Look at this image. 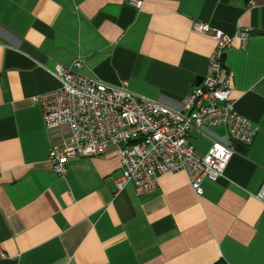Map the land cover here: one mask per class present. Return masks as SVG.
<instances>
[{"label": "crops", "instance_id": "obj_1", "mask_svg": "<svg viewBox=\"0 0 264 264\" xmlns=\"http://www.w3.org/2000/svg\"><path fill=\"white\" fill-rule=\"evenodd\" d=\"M0 0V249L4 264H264V204L251 195L264 179V0ZM208 25L226 35L248 28L223 56L234 110L256 129L233 144L223 177L196 197L183 172L137 196L117 147L66 163L58 176L33 98L58 86L55 65L178 108L209 74ZM222 140L225 131H211ZM187 140L204 154L210 141Z\"/></svg>", "mask_w": 264, "mask_h": 264}, {"label": "built area", "instance_id": "obj_2", "mask_svg": "<svg viewBox=\"0 0 264 264\" xmlns=\"http://www.w3.org/2000/svg\"><path fill=\"white\" fill-rule=\"evenodd\" d=\"M135 9L140 0H127ZM192 30L210 34L214 47L207 59L209 74L182 99L178 108L131 93L127 83L109 85L79 72L82 63L74 59L68 66L55 65L50 72L58 86L32 100L41 111V122L47 133L56 132L49 140L47 161L51 171L62 176L69 160L93 157L109 147H117L122 176L115 182L119 191L127 182L135 195L151 192L159 177L183 172L196 197L202 195V181L223 177L232 155L233 144L248 146L256 129L234 110L229 98L230 81L223 75V56L232 40L244 50L248 28H237L226 35L208 25L193 23ZM223 129L225 138L212 137L211 131ZM195 130L210 141L200 155L187 140ZM264 204V179L255 193ZM6 256L0 249V264Z\"/></svg>", "mask_w": 264, "mask_h": 264}, {"label": "water", "instance_id": "obj_3", "mask_svg": "<svg viewBox=\"0 0 264 264\" xmlns=\"http://www.w3.org/2000/svg\"><path fill=\"white\" fill-rule=\"evenodd\" d=\"M201 80H202V79L197 78V79L195 80V81H196V82H195V86L199 85V83L201 82Z\"/></svg>", "mask_w": 264, "mask_h": 264}]
</instances>
